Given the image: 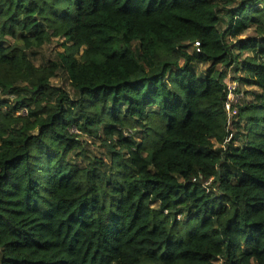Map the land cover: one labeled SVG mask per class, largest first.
I'll return each instance as SVG.
<instances>
[{
	"label": "trees",
	"instance_id": "obj_1",
	"mask_svg": "<svg viewBox=\"0 0 264 264\" xmlns=\"http://www.w3.org/2000/svg\"><path fill=\"white\" fill-rule=\"evenodd\" d=\"M219 1L0 0V264H264V0L225 30ZM250 26L236 61L227 34ZM53 37L70 47L36 66ZM193 63L253 75L246 133L227 126L228 73ZM61 68L76 99L51 83ZM74 127L102 132L110 162L79 161Z\"/></svg>",
	"mask_w": 264,
	"mask_h": 264
},
{
	"label": "rangeland",
	"instance_id": "obj_2",
	"mask_svg": "<svg viewBox=\"0 0 264 264\" xmlns=\"http://www.w3.org/2000/svg\"><path fill=\"white\" fill-rule=\"evenodd\" d=\"M243 0H234L231 3H224L223 1H219V5L217 8L219 17H220V29L225 30L229 24V11L235 9L237 5ZM263 3V2H262ZM258 3V6H263L264 4ZM260 38V35L258 34L255 26L248 27L242 34L240 35H231L230 33L227 34V40L229 44L232 46V50L234 52V57L236 61H243L248 55H251V51L247 49H241L240 44L246 43L251 38ZM65 40L63 38L59 37H53L50 41L45 42L41 47L39 48H33L30 50V56L33 61V63L36 66H45L48 65L49 61H58L59 59V53L64 52L68 47H70L71 43L64 44ZM195 49V43L190 44L187 48V51L189 53H192ZM184 59H180V64H183ZM193 69L199 74V75H205L212 72V70H220L221 72H226L230 75V80L235 81L238 85L237 93L239 95V102L240 105H246V104H256L258 102V95L263 93V90L253 83H248L245 81H242L240 77L248 78V79H254L253 75L244 72L242 70H234V64L230 66H226L224 64H212V63H193L192 64ZM51 83L53 86L61 87L62 89L66 90L69 95L72 97V99H76V91L74 90V87L72 86L68 75L64 69H59L57 74L51 79ZM14 96H3L5 99H9L10 102L15 100ZM54 104V101L50 102H43V105H46L45 109L49 110V108ZM34 108L33 106L30 107ZM23 109H27L26 107H22L17 111V114H22L23 116H27L28 112L22 113L21 111ZM21 112V113H20ZM257 112V110H255ZM251 113H253V110H251ZM246 118L242 120L243 126L238 128L234 127L232 125L229 127L231 130L240 131L241 133H246L248 128H245L244 125L246 124ZM37 128L34 129V132H36ZM133 129H126L129 133H132ZM71 132L76 135V138L80 141L81 147H79L76 152L79 155L76 157L79 161L88 162L93 157L97 158H103L105 161L110 162L111 159V152L110 147L106 146L104 144V141L107 138L105 135L101 132L97 137H95L93 134L85 133L79 130L78 128H71ZM134 134V133H133ZM134 138L136 140H142V134H134ZM110 138V137H109ZM108 138V144L111 143L112 145H115L116 142L112 141V139ZM149 138L146 136L144 138L145 141H147ZM240 143H242V140H239ZM117 148L120 149V146L117 145ZM114 149V147H113ZM83 153V154H80ZM75 152L71 154V158H73V155ZM85 155V156H84ZM154 206H157V203H153ZM179 218H184V216H178ZM214 264H223L222 259H218L214 262Z\"/></svg>",
	"mask_w": 264,
	"mask_h": 264
},
{
	"label": "built area",
	"instance_id": "obj_3",
	"mask_svg": "<svg viewBox=\"0 0 264 264\" xmlns=\"http://www.w3.org/2000/svg\"><path fill=\"white\" fill-rule=\"evenodd\" d=\"M225 83H226V93H227L225 107H226V110L228 113L227 126L231 127L233 125V122H234L233 121L234 117L238 114L237 104H238L240 98H239V95L237 93L238 85L235 81L230 80L229 74L226 77ZM1 94H2V88L0 87V96H1ZM21 112L26 113L27 109H23ZM127 133H128V131L124 132L125 135H128ZM230 137H231V135H230ZM230 137H229V139H227V141L230 140ZM217 146H218V143L214 145V148H216ZM198 179L202 180V177L201 176L198 178L196 177V178H194V181H196ZM211 181H212V178H209V179L205 180L203 183L205 186H208Z\"/></svg>",
	"mask_w": 264,
	"mask_h": 264
}]
</instances>
